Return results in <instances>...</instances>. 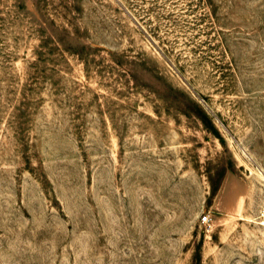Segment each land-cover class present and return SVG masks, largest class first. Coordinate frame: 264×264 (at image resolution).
<instances>
[{"label": "rangeland", "instance_id": "obj_1", "mask_svg": "<svg viewBox=\"0 0 264 264\" xmlns=\"http://www.w3.org/2000/svg\"><path fill=\"white\" fill-rule=\"evenodd\" d=\"M0 264H264V0H0Z\"/></svg>", "mask_w": 264, "mask_h": 264}, {"label": "built area", "instance_id": "obj_2", "mask_svg": "<svg viewBox=\"0 0 264 264\" xmlns=\"http://www.w3.org/2000/svg\"><path fill=\"white\" fill-rule=\"evenodd\" d=\"M202 221L206 223L208 221V217H203Z\"/></svg>", "mask_w": 264, "mask_h": 264}]
</instances>
